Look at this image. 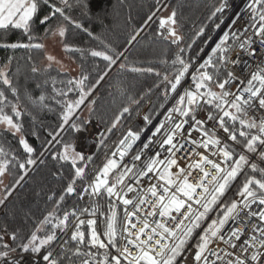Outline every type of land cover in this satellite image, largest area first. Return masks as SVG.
Segmentation results:
<instances>
[{
  "label": "snow or ice",
  "instance_id": "6c2138e0",
  "mask_svg": "<svg viewBox=\"0 0 264 264\" xmlns=\"http://www.w3.org/2000/svg\"><path fill=\"white\" fill-rule=\"evenodd\" d=\"M45 7L48 11L42 13ZM87 7L86 0H0V30H7L10 27L21 30L28 41L27 43L3 42L0 43V48L42 49L43 44L32 42L36 38L33 34L36 23L45 26L53 35L60 37H64L67 31L64 22L87 31L81 23L69 15L73 8L86 9ZM228 7V0H222L215 8L213 17L217 13H224ZM241 7L248 13V23L235 31L226 30L211 50L212 55L202 63L193 67V62L185 60L181 55L185 49L179 48L175 59L171 61L175 69L172 73L173 79H169L168 74L163 76V80L170 85V88L165 89V98L167 99L169 91L177 92L178 86L186 75L190 83L183 89V94L178 96L175 106L167 113L164 121L159 123L148 137H145L146 142L141 145L140 150L132 152L131 166H122L121 162L132 151L134 144L141 140V132L132 130L119 140L118 147L111 153V158L106 157L93 180L83 187L81 193H76L74 185L77 179H85L88 163L92 159L91 154L86 155L75 149L70 152L69 145H65L63 153L54 156L60 160L70 161L73 168L74 175L67 184V194H77L83 199L84 194L99 196L106 193L111 216L106 217L103 233L96 230V219L80 218L84 213L96 216L98 207H85L80 209L79 213L74 209L71 212H65L62 218L58 217L53 210L36 222L37 227L31 232L26 242L21 238L19 247L23 252L31 251L33 254H40L45 246L57 241L56 229L63 231L69 228L70 217H72L71 223L74 227L70 240L75 242V246L68 247V240H65L62 251L65 254L71 253L72 256L85 257L81 264H177L178 258L185 254L187 243L198 229L200 234L195 243L194 264H209V255L216 257L217 260L222 259L220 251L212 248V244L224 242L231 249L237 248L236 241H240L244 235L239 226L248 229L249 235L239 245V255L232 251L224 253L227 257H234L224 261V264H264V167L251 162L248 155L258 156L261 161H264V115L257 119L249 114L250 110H264V60L258 61L254 68L248 65L247 80L232 70L234 66L242 62L241 53L251 58L257 57V41L260 51L264 52V0H244ZM156 11H159V8ZM155 15L156 12H153L147 18L145 26ZM238 19L239 16H234L230 23L234 26ZM49 21H60V23L53 30L48 26ZM176 23L175 11L169 17L160 19L159 22L160 29L168 26V36L172 38L173 43L182 40L176 31ZM216 28L219 29L220 24H216ZM141 31L143 28H140L131 39L134 41ZM202 33L203 29H201ZM88 34L92 35L90 32ZM160 35L164 33L160 32ZM233 54L235 59L231 58ZM90 55L102 58L108 66H111L117 63V59L123 56L124 52L109 48L107 52L91 50ZM47 59L54 61L55 58L49 55ZM162 62L168 63L167 60ZM120 66L124 67L123 64ZM7 68L8 64L0 68V83L7 86L18 100L17 90L6 71ZM32 70L37 71L36 68ZM132 70L141 71L136 68ZM146 71L153 70L149 68ZM104 74H107V70ZM156 75L160 73L157 72ZM88 79L87 75H82L79 79H68L64 88L55 90L56 96L63 99L53 97L61 106L63 125L76 131L81 130L80 125L73 121L72 117L77 114L81 106L85 105L87 97L91 94V85L85 84ZM99 79H103V76ZM233 83H237L235 90L231 88ZM72 93H75V96L70 98ZM44 100L43 95L39 96L41 103ZM8 106L11 107L16 118L22 117L18 104L10 101L5 91L0 90V125H3L4 130L10 134L22 133L23 125L19 119L14 120L12 115L4 112V108ZM43 106L49 107L46 104ZM200 111L205 112L204 119L197 118V113ZM129 112L128 107L123 109V113ZM123 113L113 122L112 128L119 123ZM144 120L150 123L148 116H145ZM208 122H212L211 127L208 126ZM185 126L188 127L187 132ZM218 130H222L226 138L217 135ZM60 131H63V128ZM107 131L110 133L111 129ZM141 131H147V128ZM193 131L199 134L198 138H192ZM48 135L55 139L59 132ZM156 137L159 138V149H163L166 154L163 159L161 151L155 147L157 141L153 138ZM104 139L105 137L102 136L99 142L102 144ZM18 142L28 156L25 162H18V167L25 171L20 175L17 183L27 175L26 167L37 163L33 158L35 150L28 140L21 135ZM236 145H240L241 151H237ZM150 146L153 148L151 155L145 152ZM196 149L204 151L197 152ZM177 153L184 159H191L195 153L197 159L194 163H189L187 168L179 167ZM8 156L9 153L0 147V157H3L0 159V177H3L8 169ZM12 159L16 158L12 157ZM78 161L80 166H77ZM136 161L142 162L141 165L134 163ZM174 167L178 169L177 172L172 171ZM196 169L200 173L198 181L189 182L188 177ZM246 169L252 174H249ZM150 173L151 176H149ZM144 177L149 179L150 186L147 188V193L154 198L151 203L148 196L136 187L141 184V179ZM238 177L241 183L237 186L235 197L224 200L223 198ZM131 180H134L135 184L131 183ZM152 180L161 183H151ZM133 192H137L138 196L135 203L128 197V194ZM8 195H11V189L6 188L5 198ZM112 198L122 201L124 206L133 205L135 209L129 212L125 208L126 220L119 228ZM58 200L63 202L64 195H60ZM2 203L3 200H0V204ZM149 203L150 208L145 212V217H167L176 221L172 213L180 214L182 210L186 209V211H183L181 219L176 221L175 227H169L162 219L154 220L152 223L147 218L133 222L131 217H135L137 212L142 210V206ZM253 205L256 207L253 208ZM56 207H59V203ZM214 212L216 218L205 225L203 222L208 220L210 213ZM54 220L58 222L54 223ZM85 224L91 229L87 239L85 232L81 230ZM42 230L45 232L43 237L37 234ZM11 239L13 242L17 241L15 232L12 233ZM0 241H3V236H0ZM82 245L97 251H82ZM0 248L3 249L0 250V264H18L10 260L11 253L16 251L13 245L3 243L0 244ZM113 249L115 254L112 252ZM250 249L251 252H249ZM101 256L102 259L98 258ZM41 259L46 264H60L59 259L54 257L50 250L42 255ZM68 259L71 260V256ZM33 264H39V261H33ZM212 264H215V261Z\"/></svg>",
  "mask_w": 264,
  "mask_h": 264
},
{
  "label": "trees",
  "instance_id": "16d2710c",
  "mask_svg": "<svg viewBox=\"0 0 264 264\" xmlns=\"http://www.w3.org/2000/svg\"><path fill=\"white\" fill-rule=\"evenodd\" d=\"M233 1L228 0L229 5ZM86 2L88 5L86 9L73 8L69 15L81 23L87 31L64 22L67 29L66 34L64 37L59 36L66 56L78 68L76 75L56 65L47 64L45 44L53 34L39 23L33 27V34L36 38L32 42L43 44L42 49L0 48V68L8 64L6 71L17 90L19 99L17 100L2 83H0V90L5 91L10 101L18 104L22 117L16 118L10 106L5 107L4 112L12 115L14 120L19 119L23 125L22 133L15 135L0 129V147L9 153L4 196L5 189H11V195L0 198L3 200L0 204V236H3V241H0V244L7 243L16 248L10 256L23 252L19 247L21 238L26 242L31 232L37 227L36 222L53 210L58 217L62 218L65 212H71L74 209L79 213L80 209L85 207H98L99 211L96 216L84 213L80 218L96 219V230L103 233L106 217L111 216L108 198L102 195L98 201H93L88 194H84L86 199L84 197L81 199L77 194H67L66 187L73 178V168L70 161L60 160L54 156L63 153L65 145H69L71 152L76 142L82 136H87L89 124L96 122L99 133L95 139H87L85 143L92 159L88 163L85 179H77L74 185L76 193H81L83 187L91 182L92 177L102 167L106 157H109L119 140L129 130L142 133L141 130L147 128L149 124L144 117L148 116L151 122L167 103L172 92L167 93L166 99L165 89L170 88V85L163 80V76L168 74L169 79H173L172 73L175 69L171 61L175 59L179 48L185 49L181 55L194 65L199 53L208 42L209 32L215 29L216 24H220L223 18V13H217L214 17L212 15L222 0H159V3L157 0H86ZM157 8L159 11H156ZM47 11L46 7L42 9V13ZM165 11L169 16L173 11L176 12L175 28L182 37L178 43H173L172 38L168 36V26L164 29L159 27L160 19L167 18L164 15ZM153 12H156V15L145 26L147 18ZM59 23L60 21H49L48 26L54 30ZM140 28H143V31L133 41L131 37ZM201 29H203L202 34ZM89 32L92 35H89ZM160 32L164 35H160ZM18 41L28 42L21 30L11 27L7 30H0V43ZM109 48L124 52L115 65L108 66L102 58L90 55L91 50L107 52ZM9 58L11 59L10 64ZM164 60L168 63H163ZM121 64L124 65L123 68ZM33 68L37 71L34 72ZM134 68L141 69V71H133ZM149 68L153 71H146ZM157 72L160 75H156ZM82 75L89 77L85 84L91 85L92 91L85 101L84 109L76 117H72V120L80 125L81 130L76 131L63 125L61 106L53 97L63 99L56 96L55 90L64 88L68 79H79ZM101 76L103 79H99ZM214 90L218 91V89ZM41 95L45 97L42 103L39 101ZM73 96L75 93L70 94V98ZM45 104L49 107H44ZM125 107L130 109L129 113H123ZM122 113L119 123L112 128L113 122ZM61 128L63 131H60ZM108 129H111L110 133ZM57 132L59 135L55 139L48 135ZM21 135L34 148L33 158L37 163L34 166L28 165L27 175L17 183L20 175L25 171L18 167V162H25L28 156L18 142ZM102 136L105 139L101 144L99 141ZM248 155L251 162L264 167V161H261L258 156L252 160L255 155ZM12 157L16 159L13 160ZM77 166H80L79 161ZM246 171L252 174L250 170L246 169ZM240 183L241 179L238 177L223 199L234 198ZM60 195H64L63 202L58 200ZM115 211L119 228L121 211L119 209ZM215 218L216 213H210L208 220L203 223L206 225ZM72 220L73 218L70 217L68 229L63 231L56 229L58 239L51 251L53 256L59 259L60 264H81L85 258L72 256L71 253L65 254L62 251L65 240H68V247L75 246V242L70 240L74 227ZM56 222L58 221L54 220V223ZM5 229H7L6 232ZM81 230L85 232L87 239L91 229L85 224ZM14 232L17 235L15 242L11 239ZM197 232L200 230H196ZM37 234L43 237L45 232L42 230ZM191 241L192 237L187 245ZM0 250L3 249L0 248ZM81 250L97 251L84 245L81 246ZM100 251L103 252V250ZM112 252L114 254L115 250L113 249ZM69 256L71 260L68 259ZM98 258L102 259V256Z\"/></svg>",
  "mask_w": 264,
  "mask_h": 264
},
{
  "label": "built area",
  "instance_id": "2783aa9c",
  "mask_svg": "<svg viewBox=\"0 0 264 264\" xmlns=\"http://www.w3.org/2000/svg\"><path fill=\"white\" fill-rule=\"evenodd\" d=\"M244 3V0H234L229 7L225 10V12L223 13V23L220 22V28L217 29H212L209 32V39L208 42L206 43V45L203 47V49L201 50V52L198 55V58L196 59L195 64L193 65V67L196 64L202 63L204 60L207 59V57L209 55L212 54V49L214 48L215 44L219 42V39L222 37V34L228 30L231 29L232 31H235L236 29H240L243 28L247 23H248V13L245 12L244 8L241 7V5ZM234 16H239V19L236 21L235 25L233 26L230 22L232 21ZM257 47V51H258V55L255 58H251L248 57L247 54L245 53H241V63L234 66L232 68V70L238 75L241 76L243 79L247 80L248 78V74H247V69H248V65L250 64L253 68L255 66V64L260 61V60H264V52L260 51V45L257 41L256 44ZM232 59H235V54L232 55L231 57ZM244 61H247V63H244ZM190 83V80L186 77L182 80L181 85L178 86L177 92L176 93H172V95L170 96V98L168 99L167 103L164 105V107L161 109V111L157 114V116L155 117L154 120H152L148 126H147V131H143L141 133V140L136 142V144H134L132 151L125 156L124 160L121 162L122 166L123 165H128L131 166V164L133 163V161L131 160V156H132V152H136L140 150L141 145L146 142L145 141V137H148L150 135V133L154 130V128L156 126H158L159 123L164 121L165 116L167 115V113L169 111H171V109L175 106L176 104V99L178 98L179 95L183 94V89ZM238 83V82H237ZM237 83H233L231 85V88L233 90H235V88L237 87ZM250 115L255 116L257 119H259L261 117V115H264V110H250L249 112ZM176 114H174L175 116ZM197 118L200 119H204L205 118V112L204 111H200L197 113ZM211 123L212 122H208V126L211 127ZM167 126V125H166ZM185 131H188V127L185 126ZM97 133H99V129L97 128V124L96 122H91L89 124V128H88V134L87 136H82L81 139H79L74 148L75 150L84 152L86 155L90 153V150L87 149L86 147V140L87 139H95ZM198 133L193 131L192 132V138L196 139L198 138ZM217 135L221 136V137H225V134L222 132V130H218L217 131ZM226 138V137H225ZM154 140L157 141L155 147L156 149H159V143H158V137L153 138ZM229 143H231L229 141ZM119 142L117 143V145L112 149L111 153L113 151L116 150V148L118 147ZM237 149H241L239 147V145H236ZM162 153L161 158H165L166 154L164 153L163 149H159ZM153 151L152 146H150L149 149L145 150V152H147L149 155H151ZM189 151H191V148H189ZM197 152H203V149H196ZM111 153L109 155L108 158H111ZM177 157L178 159V163H179V167H184L187 168V165L189 163H194L197 159V156L195 155V153L192 155L191 159H184L183 157H180V154L177 153ZM117 159L119 160V157H117ZM256 159V156L252 157V160ZM136 163L138 166L141 165L142 162L140 161H136L134 162ZM173 172H177L178 169L177 168H173L172 169ZM152 174L150 173L149 176H151ZM200 176L199 170H193L191 175L188 177L189 182L195 183L198 181ZM94 177V176H93ZM93 177L91 179V181L93 180ZM128 182V181H126ZM131 183L135 184L134 180H131ZM151 183H161L158 182L157 180H152ZM149 179L148 177H144L141 179V184L137 185V189L139 191H141L144 195L148 196L149 202L151 203V201L154 199L150 196L149 193H147V188L149 187ZM174 190V189H173ZM104 195L106 198V193L105 194H101L99 196H91L89 195V197L94 201H98V199ZM128 197L133 199L134 203L136 202V200L138 199L137 196V192H133V193H129ZM84 199H86V197H84ZM112 203L114 205V210L119 209L121 211V219H120V226H122L126 220L125 216H124V212H125V208H127V210L129 212L134 211V207L133 205H128V206H124L122 201H116L115 198H112ZM150 203L149 204H144L142 206V210L140 212H137L135 217H131V219L133 220V222H137L138 219H144L147 218L149 220L150 223H152L154 220H163V222L167 223L169 227H175V223L176 221H179L182 217L183 211L180 214H177L175 212L172 213L173 216L176 217V221H173L167 217L161 218L159 216L157 217H151V216H147L145 217V212L149 210L150 208ZM195 207V205H194ZM256 206L253 205V208H255ZM154 226V224H153ZM239 226V225H237ZM139 227V224H138ZM240 227V231L244 234L241 238L240 241H236L237 243V248L236 249H231L229 248V246L224 243V242H219L218 244L214 243L211 245L212 248L217 249L218 251H220L221 254V260H217L216 257L209 255L208 259H209V264H212L213 261H215V264H224V261H226L227 259H234V257H227L224 255L225 252L227 251H232L235 252L237 255L240 254L239 252V245L243 242L244 239H246L249 235V230L246 229L243 226H239ZM200 234V232H197L193 235L192 237V241L187 245V247L185 248V254L184 256L179 258V261L177 264H194V253L196 251L195 249V243L197 242V237ZM225 237H227V232H225ZM53 244L51 245H47L45 246V248L42 250V252L40 254H33L31 252L25 253H18L15 255L10 256V260L12 261H16L18 262V264H33V261H39V264H46L45 261H43L41 259L42 255L46 254L47 251H51ZM249 252H251V249L249 250ZM115 254V253H114Z\"/></svg>",
  "mask_w": 264,
  "mask_h": 264
},
{
  "label": "rangeland",
  "instance_id": "374dc122",
  "mask_svg": "<svg viewBox=\"0 0 264 264\" xmlns=\"http://www.w3.org/2000/svg\"><path fill=\"white\" fill-rule=\"evenodd\" d=\"M164 15H165V17L169 16L166 11H165ZM45 48H46L47 56L51 55L52 57L55 58L54 61H49L47 59V64L56 65V66L60 67L63 70L70 71L73 75L77 74L78 68L66 56L65 51H64L63 46H62L61 39H60V37L58 35H52L47 40V42L45 44ZM85 105H86V103H85ZM85 105H83L78 110L77 114L74 115L73 117H76L84 109ZM0 129H4V126L0 125ZM6 182H7V176L5 174L3 177H0V198L1 197L5 198L3 192H4V188H5Z\"/></svg>",
  "mask_w": 264,
  "mask_h": 264
}]
</instances>
